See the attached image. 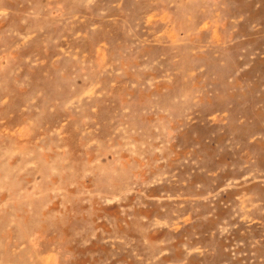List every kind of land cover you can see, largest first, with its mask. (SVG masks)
Instances as JSON below:
<instances>
[{"label": "rangeland", "instance_id": "374dc122", "mask_svg": "<svg viewBox=\"0 0 264 264\" xmlns=\"http://www.w3.org/2000/svg\"><path fill=\"white\" fill-rule=\"evenodd\" d=\"M0 264H264V0H0Z\"/></svg>", "mask_w": 264, "mask_h": 264}]
</instances>
